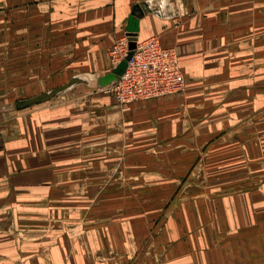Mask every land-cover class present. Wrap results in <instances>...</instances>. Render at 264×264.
I'll use <instances>...</instances> for the list:
<instances>
[{
  "label": "crops",
  "instance_id": "crops-1",
  "mask_svg": "<svg viewBox=\"0 0 264 264\" xmlns=\"http://www.w3.org/2000/svg\"><path fill=\"white\" fill-rule=\"evenodd\" d=\"M146 2L153 11H136L138 38L157 36L164 47L179 52L187 89L127 106L117 105L111 95L96 99V112L102 114L105 108L111 118L117 116L106 125L110 145L120 144V126L128 133L122 142L123 166L126 176L134 180L127 181L126 190L112 184L110 192L116 196L109 200V214L104 215L101 200L95 214L87 218L89 224L106 226L90 228L84 240L66 236L61 245L55 244L59 239L52 234L38 232L51 217L45 199L52 202L59 190L52 176L61 175L66 185L71 184L70 177L86 176L97 186L120 158L104 155L103 126L92 118L86 104L31 106L38 107L37 114L29 117L31 135L18 137V154H13L18 161L0 138L5 157L18 162L16 169L5 168L0 175L8 183L0 184V264H34L33 258L40 253L46 255L47 264H55V256L61 257L59 264H155L150 256L140 254L141 242L149 237L145 226L148 230L152 223L149 215L139 211L149 210V205L135 194L139 198L152 192L166 194L167 185L174 187L193 169L200 150H211L215 159L239 161L246 172L250 168L264 174V153L256 147L251 152L252 143L240 138L245 132L240 125H247L246 121H234L247 105L254 106L251 113L262 110L264 0H0L1 83L4 85L6 75L1 67L7 63L19 67L28 61L68 65L73 57L79 62L82 54L100 53L110 39L127 34L135 5L144 8ZM108 73L84 70L68 81L76 75L97 80ZM219 139H224L223 147L234 144L238 152H214L220 149L214 148ZM242 143L248 156L240 149ZM8 164H12L10 160ZM96 186L90 187L91 192L95 193ZM247 192L202 203L215 215L201 220L202 224L214 225L217 215L221 233L214 230L203 237L179 229L160 234V250L168 240L171 243L169 249H163L162 264H264V187ZM119 193L125 194L124 201L128 198L126 205H118ZM167 198H157L156 204H166ZM83 207L79 202L78 216ZM190 208L193 217L194 202ZM120 209L126 216L118 215ZM18 226L23 230L18 232Z\"/></svg>",
  "mask_w": 264,
  "mask_h": 264
},
{
  "label": "rangeland",
  "instance_id": "rangeland-1",
  "mask_svg": "<svg viewBox=\"0 0 264 264\" xmlns=\"http://www.w3.org/2000/svg\"><path fill=\"white\" fill-rule=\"evenodd\" d=\"M113 39H110V45L104 47L100 53H95L94 51H92V54L89 53L86 57L85 54H82L84 55V57L82 56L79 62L83 63H79L77 59L73 57L71 64L68 65H61L59 63L31 64V61L26 62V64L20 67L19 65H8V63L2 65L1 70H4L6 72V75L4 78V85L3 83H1L2 81H0V86L2 87L0 94V106L8 107L19 99L27 98L38 93L51 90L54 87L66 83L71 75L79 71L88 70L93 72L97 71L98 73L102 74L108 73L109 69L112 66L110 51L114 42ZM54 55L56 56V53ZM100 58L101 61L99 62ZM94 60L98 63L92 64V61ZM14 67L16 68V71H14ZM250 68L251 70L255 69L254 66H251ZM260 72L262 73L263 89L261 112H256L255 114L254 112L251 113V109L254 108V106L247 105L245 108V112H241V115L238 114L239 118L234 119V121L238 120L239 122H242L244 120L246 121L247 125H240L243 126L242 130L245 131L242 135L243 137L240 138L245 139L248 143H252L251 152L253 153L255 152L254 147L258 148L259 153H264V51L263 64L261 65ZM105 95L110 94L98 90L97 88L91 89L86 85H83L76 87L72 91L62 96L54 98L48 102L41 103L39 105H47V108H53L55 106L61 107L64 105L74 104L75 102L77 104H86L87 106H89L88 108L90 110V115L92 116V118H94V120H97V124L99 123L103 126L104 155H106V157L113 156L116 158H120L118 164L111 168L106 173V175L102 177V181L97 186V183L90 182V178L86 176L75 178L70 177V185H66L65 183H63L64 179L61 175L52 176L51 179L53 180L54 185L57 186L59 190H56L57 193H54L56 198L53 199L52 202L48 199H45L47 201H45L44 205L51 207V217H49V215V219L45 220V224H41L38 227L40 229L38 230V232L39 234H52L53 239H59L57 240V242H55L56 245H58V243L59 245H61V240L66 236L67 238L70 236H74L78 240H84L90 228L102 227L103 225H92L91 223L89 224L87 218H89L91 214H95V209L97 208L96 205L101 200H104V215L109 214V212L111 211L109 200H111L112 197L116 196L110 192V186L112 184L122 187L125 186L121 188V190H124L125 188H127V181L130 179L134 180V178H128L126 176L123 166L125 158L123 157L124 147L122 142L126 140L128 133L126 132L124 127L120 126V130H118L119 133L117 136L119 137L118 140L120 144L111 146V143L108 142L110 140V135L108 134L106 136V125H109L108 121H111L113 118H115L116 120L117 116L111 118L110 113L106 112L105 108L102 111V114L95 111L94 104L96 99L99 98V96ZM35 108L38 107H30L24 110L6 111L0 114V138L3 137V139L6 140V148L9 149L13 157L14 153L18 154V137L24 135L25 133L31 135V124L29 117L36 113ZM244 115H246V117L242 120V117ZM118 121H120V118H118ZM249 125L251 126L250 128L247 127ZM235 129H233L232 131L234 132ZM231 132L228 133V135L232 134ZM224 138H226V136H224ZM248 138H250L251 140L248 141ZM223 140L224 139H219L216 141V144H214V148L220 147V149L216 150V148L214 152L226 149V146L223 147V143H225ZM4 147L5 145L0 143V175L1 171L5 168L16 169V164L18 163H16L15 160L13 161V159L11 160L5 157L6 152H2V149ZM228 149L231 151L236 150L238 152V148H236L234 144L228 146ZM228 149H226L225 151H229ZM240 149L242 153L244 152L248 156V151L246 149L245 143L241 144ZM210 152L211 150H200L199 158L193 169H191L186 176H183L182 179H178V183H176L174 187L171 185H167L166 187L168 188V192L166 194L152 192L151 194H142V197L140 198L139 194H135L136 199H139L140 202H145L146 205H149V210L147 207H144L142 208L143 210L140 209L139 211L143 212L144 216L149 215L152 223V225L148 227V230L147 226H145L146 234H148L149 237L141 242L142 246L140 247V254L150 256L155 264H162L164 256L163 249H169V246L171 244L170 240H168L167 243H165L166 247L164 246L163 249L160 250L161 248L159 249L158 246L161 240L160 234L169 235L179 229L183 230V234L193 232L195 233V235L199 234L203 237H206V235L208 234L212 235L214 230L215 233H221L222 224L217 223V215L216 223L214 225H206L205 223L202 224L201 220L207 221L209 217L215 216L212 213L213 210L209 209L207 205L202 204L203 202L217 198L222 199L224 197H228L229 194L236 192H243L242 194L244 195L247 191H255L260 187H264V174L260 175V171L259 173H257L254 169L248 168L246 172L245 170L240 169L239 161H230L228 159L223 160L219 158L215 159L210 155ZM17 154L15 157L18 161ZM247 159L249 158L247 157ZM8 160H10L12 164L9 165ZM247 163L250 166L251 162L248 161ZM262 163L264 164V161ZM262 169L264 170V165ZM166 173L167 175H170V169H168ZM245 175L247 176L246 179L241 178ZM136 181L139 182L140 178H136ZM4 183L7 182H4L2 180V176H0V184ZM94 185L96 186L95 193L91 192L90 190V187L93 188ZM172 189H175L176 192L170 193ZM124 195L125 194L123 193H119V206L126 205V201L128 198L126 199V201H124L126 198ZM163 195H165V197H168L167 202H165L166 204H160L161 206H158L156 203H158L157 200L159 199L157 198H160ZM170 198L172 199L171 201ZM54 201L57 203H54ZM79 202H81L82 205L85 206L83 207V214L81 216H78ZM85 202L86 204H84ZM123 202L125 204H123ZM191 202H194V206L197 209L195 212V216L193 217H191V213L194 211L190 208ZM137 211L138 210H136V212ZM124 212L125 210L120 209L118 215L120 217L126 216ZM215 212L217 213V211ZM175 218L178 219V223ZM192 218L194 219L192 220ZM108 226L110 225L108 224L107 227ZM124 228L128 232L132 231L130 225H126ZM22 230L23 227L18 226V232ZM138 231H140V229ZM214 242L215 241H213L212 243L214 244ZM60 258V256L54 257L55 264L59 262L58 260ZM33 260L34 264H47L46 255H42L41 253L33 258ZM50 262L52 263V260Z\"/></svg>",
  "mask_w": 264,
  "mask_h": 264
},
{
  "label": "built area",
  "instance_id": "built-area-1",
  "mask_svg": "<svg viewBox=\"0 0 264 264\" xmlns=\"http://www.w3.org/2000/svg\"><path fill=\"white\" fill-rule=\"evenodd\" d=\"M110 52L109 71L124 61L126 67L115 84L98 90L110 94L119 106L181 94L187 89L178 51L164 47L157 36L137 38L134 49L127 34L116 37Z\"/></svg>",
  "mask_w": 264,
  "mask_h": 264
},
{
  "label": "water",
  "instance_id": "water-1",
  "mask_svg": "<svg viewBox=\"0 0 264 264\" xmlns=\"http://www.w3.org/2000/svg\"><path fill=\"white\" fill-rule=\"evenodd\" d=\"M145 10H147L148 12L153 11L148 2L145 3L144 8L140 4L135 5L134 12L130 16V26L128 28L127 35L130 39L131 49H134L136 47V39L138 38V31H139V18L135 17V13L136 11H139L140 13H144ZM156 13L161 14L160 11H156ZM125 67H126V62L124 61L120 63L116 68L111 70L108 74L98 77L97 80H92L87 76L76 75L72 77L67 83L61 86H58L56 88L42 92L37 95L19 99L8 107L2 106L0 107V112L22 110L34 105L48 102L54 98L64 95L74 87L81 84H86L90 87H96L98 89L109 87L115 84L119 80V76L123 73Z\"/></svg>",
  "mask_w": 264,
  "mask_h": 264
}]
</instances>
